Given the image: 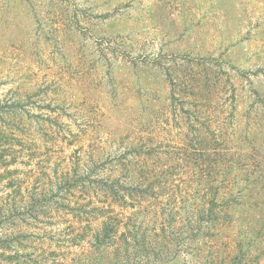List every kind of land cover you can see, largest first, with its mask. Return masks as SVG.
<instances>
[{
    "label": "rangeland",
    "instance_id": "1",
    "mask_svg": "<svg viewBox=\"0 0 264 264\" xmlns=\"http://www.w3.org/2000/svg\"><path fill=\"white\" fill-rule=\"evenodd\" d=\"M0 264H264V0H0Z\"/></svg>",
    "mask_w": 264,
    "mask_h": 264
}]
</instances>
